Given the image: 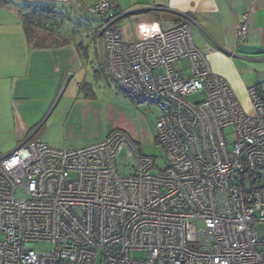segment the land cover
<instances>
[{"label":"built area","instance_id":"built-area-1","mask_svg":"<svg viewBox=\"0 0 264 264\" xmlns=\"http://www.w3.org/2000/svg\"><path fill=\"white\" fill-rule=\"evenodd\" d=\"M88 12L110 79L157 109L163 159L120 130L82 148L23 142L0 156V264H264L254 229L264 222V81L246 90V112L189 22L130 21L126 40L114 4ZM249 31L245 12L238 45Z\"/></svg>","mask_w":264,"mask_h":264},{"label":"crops","instance_id":"crops-1","mask_svg":"<svg viewBox=\"0 0 264 264\" xmlns=\"http://www.w3.org/2000/svg\"><path fill=\"white\" fill-rule=\"evenodd\" d=\"M98 1L6 0L0 5V156L23 142L82 148L114 130L126 133L135 145L154 138V127L138 109L119 95L98 94L100 80L117 85L106 71L105 56L102 65L96 64L88 48V59L83 58L77 44L87 43L78 40L79 35L64 33L67 43L52 48L32 49L25 41L23 15L28 6L52 4L88 23L97 18L88 9ZM106 1L115 5L126 40L130 21L189 22L194 45L206 54L212 72L229 83L237 100L264 81V73L244 79L233 63L234 58L246 59L238 56L239 49L255 42L264 45V0ZM245 12H250V44L240 46L236 26ZM86 84L91 87L88 95Z\"/></svg>","mask_w":264,"mask_h":264},{"label":"rangeland","instance_id":"rangeland-1","mask_svg":"<svg viewBox=\"0 0 264 264\" xmlns=\"http://www.w3.org/2000/svg\"><path fill=\"white\" fill-rule=\"evenodd\" d=\"M66 13L69 17H67L65 21V25L67 28H72L74 30L75 35H79L80 38L78 40H81L87 43L88 48L91 51V54L93 56L94 62L96 64H103L104 62V43L102 37L98 34L99 29V20L96 18H91V23L93 25L92 30L91 26L84 22L83 20L79 18L73 17L76 16L73 12H69L66 10ZM73 14V15H72ZM137 19H147V18H137ZM71 26V27H70ZM77 40V41H78ZM250 44V42H249ZM248 44V45H249ZM238 56L246 58L245 60L242 59H233V63L236 68H239L242 74H244V79L253 80V78H256L257 74L264 73V45L260 43H251L247 48L245 49H239L238 50ZM177 67L184 68L185 62L181 61L176 65ZM183 74L187 75V70H183ZM100 79L105 80V78L101 77ZM99 86H103L100 88L101 90L98 92L99 95H106V94H114L119 95L123 99L127 101V103L130 104V106L138 109L142 114L146 116L147 121L154 127L156 123V115H158L157 109L148 104H136L132 102L126 95H124L120 89H118L115 85L112 83L106 85L104 81L101 82V80L97 83ZM239 103L241 107L246 112H250V103L248 100V97L246 94H243L239 99ZM155 132V131H154ZM126 134V133H125ZM225 136L228 141H230V131H225ZM140 152L143 155L153 157L157 162H161L163 159V152L161 148L155 143V135L152 140H150L147 144H140L136 145ZM123 155V153H122ZM255 232L260 241H264V222H258L255 224ZM41 248V249H40ZM40 250H46L47 248L44 246L38 247Z\"/></svg>","mask_w":264,"mask_h":264},{"label":"trees","instance_id":"trees-1","mask_svg":"<svg viewBox=\"0 0 264 264\" xmlns=\"http://www.w3.org/2000/svg\"><path fill=\"white\" fill-rule=\"evenodd\" d=\"M6 0H0V5L6 4ZM28 12L23 15V34L26 43L32 49L52 48L65 45L68 40L62 34H74V30L67 28L65 21L67 13L57 10L52 4L28 6ZM77 48L83 58L88 59V46L79 42ZM83 89V87H82ZM86 95L91 91L89 84L84 86Z\"/></svg>","mask_w":264,"mask_h":264}]
</instances>
